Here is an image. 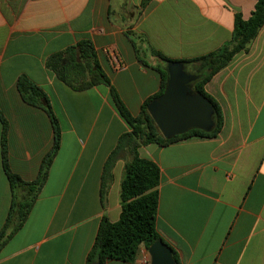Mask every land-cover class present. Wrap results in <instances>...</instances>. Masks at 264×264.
<instances>
[{
	"label": "crops",
	"instance_id": "1",
	"mask_svg": "<svg viewBox=\"0 0 264 264\" xmlns=\"http://www.w3.org/2000/svg\"><path fill=\"white\" fill-rule=\"evenodd\" d=\"M0 0V115L7 123L11 171L37 179L54 144L47 112L26 103L27 77L49 99L61 145L22 228L0 250V264H86L103 217L119 221L121 182L131 160L120 152L103 184L105 163L131 128L104 85L75 91L47 68L53 54L90 40L98 61L133 116L161 89L163 62L192 60L232 40L235 18L248 20L257 0ZM121 63L122 70L116 68ZM220 105L215 138H189L139 149L160 169L157 231L180 264H264V25L247 52L205 86ZM0 231L13 193L2 162ZM10 230L8 231V233ZM142 246L132 263L150 264Z\"/></svg>",
	"mask_w": 264,
	"mask_h": 264
},
{
	"label": "trees",
	"instance_id": "2",
	"mask_svg": "<svg viewBox=\"0 0 264 264\" xmlns=\"http://www.w3.org/2000/svg\"><path fill=\"white\" fill-rule=\"evenodd\" d=\"M149 1L151 0H143L142 6L145 7ZM263 25L264 0H257L255 11L248 20L236 16L233 37L229 43L208 55L180 61L185 65L187 72L197 76L196 81L192 83L193 89L212 104L215 112V124L211 131L192 129L185 134L170 139H166L161 135L148 111L150 103L159 98L166 89L169 77L167 64L172 61L163 54L153 51L163 62V65L157 69L162 77L161 89L156 95L145 101L138 116H133L130 113L121 100L119 93L112 86L98 61L95 48L90 40L80 41L75 46L55 53L48 58L47 68L60 81L75 91H84L99 85L108 87L117 112L131 128L130 132L120 136L117 147L105 163L103 172L102 188L104 190V181L115 165L120 152L124 149L128 150L131 160L125 165L121 182V216L119 221L115 223L110 222L107 217L102 218L86 264H93L97 261L100 264H106L109 260L132 263L142 246L148 249L156 241H162L167 245L173 252L176 264H180L176 252L161 238L156 227L160 169L152 161L141 158L139 149L151 144L166 146L179 140L194 137H217L223 128V114L217 101L205 91V86L218 72L229 65L236 55L249 50ZM18 89L26 103L42 108L49 115L54 129V144L42 161L37 179L30 183L23 181L9 167L5 146L7 123L0 115L3 124L2 162L4 172L13 193L16 189L22 188L30 195L23 202L13 197L6 224L0 231V250L22 228L27 220L40 191L48 179L49 171L61 145L59 122L44 91L25 76L19 78Z\"/></svg>",
	"mask_w": 264,
	"mask_h": 264
},
{
	"label": "water",
	"instance_id": "3",
	"mask_svg": "<svg viewBox=\"0 0 264 264\" xmlns=\"http://www.w3.org/2000/svg\"><path fill=\"white\" fill-rule=\"evenodd\" d=\"M168 81L164 93L153 100L148 111L161 135L170 139L192 129L211 131L214 127V108L192 83L197 76L189 73L180 62L167 64ZM150 264H176L172 250L162 241L149 248ZM93 264H100L99 261Z\"/></svg>",
	"mask_w": 264,
	"mask_h": 264
},
{
	"label": "built area",
	"instance_id": "4",
	"mask_svg": "<svg viewBox=\"0 0 264 264\" xmlns=\"http://www.w3.org/2000/svg\"><path fill=\"white\" fill-rule=\"evenodd\" d=\"M115 66L118 70H122L124 67L121 63H117Z\"/></svg>",
	"mask_w": 264,
	"mask_h": 264
},
{
	"label": "rangeland",
	"instance_id": "5",
	"mask_svg": "<svg viewBox=\"0 0 264 264\" xmlns=\"http://www.w3.org/2000/svg\"><path fill=\"white\" fill-rule=\"evenodd\" d=\"M26 191V190H25ZM27 192V191H26ZM20 201V200H19Z\"/></svg>",
	"mask_w": 264,
	"mask_h": 264
}]
</instances>
